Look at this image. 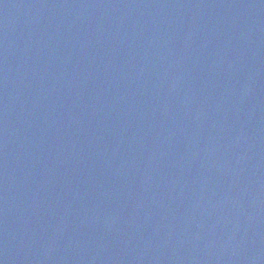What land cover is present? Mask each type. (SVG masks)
Listing matches in <instances>:
<instances>
[{"label":"water","instance_id":"95a60500","mask_svg":"<svg viewBox=\"0 0 264 264\" xmlns=\"http://www.w3.org/2000/svg\"><path fill=\"white\" fill-rule=\"evenodd\" d=\"M0 264H264V0H0Z\"/></svg>","mask_w":264,"mask_h":264}]
</instances>
